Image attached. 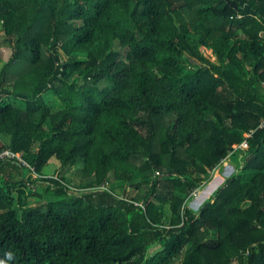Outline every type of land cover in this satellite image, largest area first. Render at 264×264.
Returning a JSON list of instances; mask_svg holds the SVG:
<instances>
[{
    "label": "trees",
    "instance_id": "obj_1",
    "mask_svg": "<svg viewBox=\"0 0 264 264\" xmlns=\"http://www.w3.org/2000/svg\"><path fill=\"white\" fill-rule=\"evenodd\" d=\"M0 26L28 163L0 159V264H264V0H0Z\"/></svg>",
    "mask_w": 264,
    "mask_h": 264
},
{
    "label": "rangeland",
    "instance_id": "obj_2",
    "mask_svg": "<svg viewBox=\"0 0 264 264\" xmlns=\"http://www.w3.org/2000/svg\"><path fill=\"white\" fill-rule=\"evenodd\" d=\"M0 32H1V26H0ZM201 52L203 56L211 61V62H219L217 55L213 52L212 49L206 48L205 46H201ZM10 53V48L8 47H2L1 48V57L2 60H5ZM247 148V147H246ZM238 166L236 165L235 161L229 158L227 159L220 167H218L212 175V178L210 181H208L205 185H203L201 188H198L195 190V192L192 194V197L189 201L190 206H192L195 209H198L206 200L210 199L212 194L224 184L226 179L233 174L235 171H237ZM43 172L46 176H51V175H60L61 173L64 174L67 178H70L72 182H78V171L77 167H69L65 170L61 169V166L59 164V161L56 158H52L49 163L44 167ZM33 176L36 177L33 173ZM216 176H219L218 181L216 182L215 185L212 186V183L215 182L214 180L216 179ZM36 184V185H35ZM36 186L38 190L43 189L45 186V182H40V181H35L33 183V186ZM203 190L204 194L200 196H197L196 194L198 193L199 190ZM205 193H207L206 196Z\"/></svg>",
    "mask_w": 264,
    "mask_h": 264
},
{
    "label": "built area",
    "instance_id": "obj_3",
    "mask_svg": "<svg viewBox=\"0 0 264 264\" xmlns=\"http://www.w3.org/2000/svg\"><path fill=\"white\" fill-rule=\"evenodd\" d=\"M237 146V145H236ZM241 146H243L244 148L248 147V142L244 141ZM1 158H12V159H17L18 161H20L23 165H28V163L21 157L20 154L15 153L11 150H5L3 152L0 153V159ZM34 169V168H32Z\"/></svg>",
    "mask_w": 264,
    "mask_h": 264
}]
</instances>
